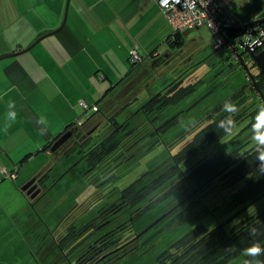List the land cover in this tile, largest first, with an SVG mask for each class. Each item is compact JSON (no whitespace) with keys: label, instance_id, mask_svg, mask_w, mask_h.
Listing matches in <instances>:
<instances>
[{"label":"rangeland","instance_id":"obj_1","mask_svg":"<svg viewBox=\"0 0 264 264\" xmlns=\"http://www.w3.org/2000/svg\"><path fill=\"white\" fill-rule=\"evenodd\" d=\"M217 1L219 5L242 15L256 0ZM224 33L226 36L233 35L227 31ZM153 37L159 41L155 33ZM246 38L242 33L237 39ZM162 39L154 46L161 56L167 50L176 51L181 47L177 56L168 60L169 64L166 65L154 66V61L138 64L136 68H140L136 76L141 73L139 89L122 103L134 99L130 108L138 110L150 96L180 78H183V86H196V91L177 106L169 108L165 117L177 115L178 119L174 126L160 136H148L153 129L149 127L145 130L140 117L135 119L130 125L134 132L122 133L119 147L92 172L88 171V163L82 161V156L110 131L109 125L101 124L89 143L76 155L51 158L55 166L49 180L42 182L41 193L46 194L49 187H55L39 200L35 210L41 213L50 233L58 242L67 234L70 235L72 230L74 237L62 252L56 246L57 255L50 264H93L94 261L87 263L82 260L78 263V253L87 247L99 246L100 240L116 224L129 221L133 222L132 228H124L121 240L138 241V249L129 254L132 250L125 248L119 251L115 259L113 256L108 257L109 251L101 250L94 264H159L163 253L176 252L171 248L172 245L200 223L210 229L224 222L226 230L231 232L237 224L264 213V196L244 208L233 207L230 200L233 189L218 185L208 193L192 198L190 203L186 202L199 185L189 175L203 159L232 152L242 153L253 146L256 130L252 125L258 105L264 102L257 91L252 90L253 85L236 56H232L227 49H216L214 52L213 37L207 27L182 33L178 42L173 40L172 32ZM241 51L237 47V52ZM244 62H247V56H244ZM246 64L248 66L249 63ZM239 92H243L241 97L233 100ZM226 100H231L239 107L234 117L237 119V134L231 137L224 135L219 141L198 150L192 158L179 162L178 173L170 174L175 164L172 156L194 141L201 126L224 114L222 106ZM92 113L87 111L85 115ZM189 119H193L195 125L186 127L185 122ZM158 124L154 121L155 126ZM133 185L139 193L149 188L155 189L141 203L130 207L124 193ZM187 204L193 205L189 211ZM154 222L147 232L137 238ZM245 260L251 264L250 257L243 256L236 257L228 264H244Z\"/></svg>","mask_w":264,"mask_h":264},{"label":"crops","instance_id":"obj_2","mask_svg":"<svg viewBox=\"0 0 264 264\" xmlns=\"http://www.w3.org/2000/svg\"><path fill=\"white\" fill-rule=\"evenodd\" d=\"M257 1L242 15L232 12L244 24L264 18V0ZM66 2L0 0V58L32 46L0 60V264H49L57 255V238L35 210L55 186L35 200L23 186L33 178L49 180L52 157L76 155L51 147L90 117L79 101L99 107L110 88L130 78V50L137 49L142 65L155 61L161 56L155 44L172 32L158 0H69L67 9ZM65 12L63 28L35 43L58 30ZM13 100L16 121L7 117ZM42 118L47 123L38 122ZM3 169L16 170V178L5 177Z\"/></svg>","mask_w":264,"mask_h":264},{"label":"trees","instance_id":"obj_3","mask_svg":"<svg viewBox=\"0 0 264 264\" xmlns=\"http://www.w3.org/2000/svg\"><path fill=\"white\" fill-rule=\"evenodd\" d=\"M260 26H264V24H260ZM233 35H235V33ZM180 37L181 34H179V39ZM173 40L178 42V40H175L174 38ZM248 60L249 57H247L246 63L251 62ZM136 66L131 65L129 73L130 76L128 75L130 78L128 80L126 79L125 82H122V80L110 88L107 94H105L102 98L101 104L97 107V111L93 112V114L90 115V117H88L82 125H80L82 128H87L89 126L97 127L100 124H106L110 127V131L99 141V143L95 144L86 152V154L82 156V161L86 160L88 163L89 172L94 171V167L100 165L104 159H106L119 147L122 133L130 134L131 131L134 132V129L130 125L135 119H139L140 117V121L142 120V126L145 130L149 129V127L153 129L152 132H147L148 136H160L161 133H164L169 128L174 126L177 122L178 116L175 115L174 117L169 118L165 117V114L169 108L177 106L196 91V86H183V78H180L172 82V84L168 85L165 89L150 96L148 101H146L140 109L133 111L131 110L130 105L133 103L134 99H132V101H126L125 103L122 102L124 99L130 97L131 93L137 90L141 83V79L139 78L141 73L136 76L137 70L140 67L136 68ZM248 67L250 72L254 75L257 85L261 91L264 92V76L260 73L256 74L255 71L252 72L250 64H248ZM132 79L134 81L129 85V82ZM252 90L256 91L254 87ZM242 93L243 92H239L238 94H235L233 100L241 97ZM227 115L230 114L224 113L213 122L208 123L205 126H201L194 141L188 143L186 148L179 149V151L172 156L175 164L171 167L170 174L175 175L178 171H180L179 162L192 158L195 152L206 148L213 142L219 141L224 136L223 131L218 129L216 125L219 120L223 119ZM154 121L159 122L158 126L154 125ZM145 136L146 135H144V137ZM90 138L91 137H85L83 140H78L71 147L63 150L62 152L66 155L71 153L77 154L81 148L85 147L89 143L88 141ZM143 138L141 137V139ZM257 147L260 148L261 151H264V145H260L258 143ZM242 153L232 152L216 158L207 157L198 164L193 172H191L189 178H193L196 182H198V188L212 176L226 168ZM257 163L255 152L252 150L238 162L226 168L225 171H223L213 182L198 193H208L209 191L215 189L218 185L221 188L233 189L230 197L233 207L244 208L255 203L261 196H264V175H261L257 171ZM180 173H182V171ZM44 177L46 176L40 177L41 183L44 182ZM238 184H240V186L236 188L235 186ZM154 189L155 188H149L145 192L139 193L135 190V186L133 185L124 193V197H128L129 206L134 207L141 203L144 197L153 193ZM198 193L187 198L186 202L190 203L192 198L200 197L198 196ZM191 204H187L189 206L187 208L188 211L193 207ZM208 212L209 211H207V213ZM251 228L256 229L255 235L250 234ZM70 233V235L67 234L64 236L60 242L53 244L54 247H59L60 252H62V250H64V246H68L73 239V230ZM113 238L114 236L110 238V241ZM253 243H259L262 247H264V213L247 220L243 224H237L232 228L231 232L226 230L224 222L209 231L204 225H197L172 245L171 248L176 250V252H164L162 255L163 258L159 262L165 261L167 262L166 264H228L236 257H245L243 255L244 250ZM87 250L89 249H83L80 253H78V263H80L81 260L84 262L87 257ZM250 260L251 264H257V261L264 264V255L250 257Z\"/></svg>","mask_w":264,"mask_h":264},{"label":"built area","instance_id":"obj_4","mask_svg":"<svg viewBox=\"0 0 264 264\" xmlns=\"http://www.w3.org/2000/svg\"><path fill=\"white\" fill-rule=\"evenodd\" d=\"M162 16L169 22L173 35L182 34L191 30L207 27L213 37V48L226 47L232 56H236L237 39L242 33L246 35L245 41L250 40V44L264 41V26L253 25L244 28V24L232 11L218 4L217 0H158ZM219 27L226 29L241 28L234 32L235 35H224L219 31ZM264 49L262 46L259 50ZM237 58V57H236ZM129 59L132 65L143 62V57L136 48L129 52ZM79 105L85 111L95 112L97 106H89L84 100L79 101ZM3 175L11 180L17 176V171L2 170Z\"/></svg>","mask_w":264,"mask_h":264},{"label":"water","instance_id":"obj_5","mask_svg":"<svg viewBox=\"0 0 264 264\" xmlns=\"http://www.w3.org/2000/svg\"><path fill=\"white\" fill-rule=\"evenodd\" d=\"M69 4V0H67L66 2V9L67 6ZM66 21V12L62 21V24L60 25V27L58 28V30H56L55 32L49 33V34H44L42 36H40L35 43L41 41L42 39H44L45 37L51 35V34H55L56 32H58L59 30H61L65 24ZM260 24H264V18H260L256 21H253L251 23H248L244 26V28L253 26V25H260ZM241 28H231V29H226L223 27H219V31L221 32V34L223 36L224 32H238L240 31ZM174 39L178 40L179 39V34L176 33L174 35ZM237 46L239 48L242 49V51L240 53H238L237 51H235L236 57L239 61V63L241 64L244 72L246 73V75L248 76V79L250 80V82L252 83L253 87L255 88V90L257 91V93L259 94L260 98L262 101H264V92L261 91V89L259 88V86L257 85L256 81H255V77L254 75L250 72L249 67L247 66V64L244 62V56H247L249 58H251L254 63L256 64V66L258 67V69L260 70V73L262 75H264V49L260 50L258 52V50L264 46V41H262L261 43L259 42H255L253 44H250V40H239L237 42ZM32 46L26 48L25 50H22L18 53L9 55V56H16L19 55L21 53H24L26 51H28ZM9 56H5V57H9ZM5 57H1V59L5 58ZM169 59V55L167 54H163L162 56H160L157 60L154 61V66H159L161 64H163L164 62L166 63V61H168ZM77 129L76 127H73L71 129H69L68 131H66L64 134H62L52 145L51 147V151L53 153H58V152H62L64 150V144L66 143V141L72 136V130ZM93 132V131H91ZM91 132H89L88 134H91ZM86 137V135L82 136L80 138V140H83ZM258 145V143L256 144V146ZM253 150V146L251 148H249L248 150H246L245 152H243L238 158H236L235 160H233L226 168L232 166L233 164H235L236 162H238L241 158H243L246 154H248L250 151ZM222 169L220 172H218L217 174H215L214 176H212L210 179H208L206 182H204L201 186H199L197 189H194L191 194L187 197H191L192 195L198 193L199 191H201L202 189L206 188L211 182H213L223 171H225V169ZM22 191L26 193L27 196L30 197V199H35L41 192V189L38 187L37 184V180L36 178H33L32 180H30L29 182H27L23 188ZM155 224V222L151 225H149L146 229H144L138 236L137 238L142 235L143 233L147 232L153 225Z\"/></svg>","mask_w":264,"mask_h":264},{"label":"clouds","instance_id":"obj_6","mask_svg":"<svg viewBox=\"0 0 264 264\" xmlns=\"http://www.w3.org/2000/svg\"><path fill=\"white\" fill-rule=\"evenodd\" d=\"M5 95H7V93H5ZM8 108L11 109L10 111L7 112L8 119L11 121H16L18 115V113L15 111L16 102L14 100L9 101ZM222 111L224 113H228L231 115H227L223 119L219 120L216 126L218 129H221L223 131L225 136L231 137L234 134H237L238 125L234 117L239 112V107L231 100H226L223 103ZM254 121L255 122L252 125V127L256 130V133L252 145H253V150L255 152L256 161L258 162L257 171L261 175H264V151H261L260 148L256 146L257 142L260 145H264V103L258 105V111L254 117ZM38 122L47 123V121L43 118L41 119V121ZM185 124L186 127H189L195 125V122L193 119H189L188 121L185 122ZM8 129L9 126L6 125L3 128V131L7 133ZM43 134L44 133H41V135ZM255 232H256L255 228L250 229V234L255 235ZM243 255L245 257H258L264 255V247H262L261 244L259 243H253L251 246L247 247L244 250ZM244 264H250V262L245 260ZM257 264H261V262L257 261Z\"/></svg>","mask_w":264,"mask_h":264},{"label":"flooded vegetation","instance_id":"obj_7","mask_svg":"<svg viewBox=\"0 0 264 264\" xmlns=\"http://www.w3.org/2000/svg\"><path fill=\"white\" fill-rule=\"evenodd\" d=\"M181 47L177 48L176 51L175 49L174 50H170L166 53V55L168 54L169 55V59L168 60H171V59H174L176 56H177V51L180 50ZM260 50H258L259 52ZM249 60L251 61L249 64L250 66L255 70V73H260V70L258 69V67L256 66V64L254 63V61L249 58ZM248 60V61H249ZM167 62V61H166ZM255 64V66H254ZM162 65H165V62L162 64ZM261 74V73H260ZM144 75V73L142 74ZM262 75V74H261ZM264 76V75H262ZM101 125V124H100ZM100 125H98L97 127H87V128H82L80 125L77 126V129L75 130H72V136L66 141V143L63 145L64 146V150H66L67 148L71 147L76 141L80 140V138L84 135H86V138L88 137H92V135L96 132V130L100 127ZM68 131V130H67ZM93 131V132H91ZM89 132H91V134H88ZM37 184H38V187L41 189L42 191V188H41V185L42 183L40 182V178L37 179ZM41 193V192H40ZM42 194V193H41ZM206 193H198V196H202ZM133 218V217H132ZM132 221H129V222H125V223H118L116 224L115 228H112V230L110 232H108L101 240H100V245L97 246V245H94V246H90V247H87V257L86 259L84 260L85 262L87 263H91L92 261L93 264L95 262H97V259L98 257L101 255L102 251L104 250L105 252L109 251L108 254L109 256L108 257H111L113 256V259H115L116 257L119 256V251L121 250H124L125 248H128L129 247V250L131 249V253L129 254H132L134 251H136L138 248V241L136 242L135 240H131V241H127V242H123L121 240V235L123 233V230L124 228L128 227V228H132ZM201 225H204L202 223H200ZM220 223H218L217 225H219ZM131 225V226H130ZM216 225V226H217ZM216 226H214L213 228H215ZM127 228V229H128ZM213 228H210V229H207L208 231L209 230H212ZM114 236V238L110 241V238ZM110 241V242H109ZM100 247V248H99ZM136 248V249H135ZM102 250V251H101ZM119 253V254H118ZM167 262H160L159 264H166ZM97 264V263H96Z\"/></svg>","mask_w":264,"mask_h":264}]
</instances>
